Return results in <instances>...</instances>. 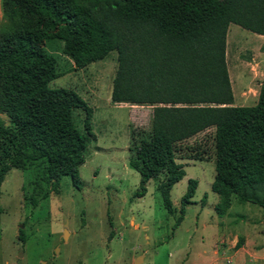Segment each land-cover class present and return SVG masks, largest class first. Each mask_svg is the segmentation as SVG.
Instances as JSON below:
<instances>
[{"label":"trees","instance_id":"1","mask_svg":"<svg viewBox=\"0 0 264 264\" xmlns=\"http://www.w3.org/2000/svg\"><path fill=\"white\" fill-rule=\"evenodd\" d=\"M0 13V183L10 169L36 164L42 197L64 175L80 187L91 108L72 89L48 85L60 72L44 45L58 39L73 70L115 51L110 101L151 107L149 130L128 145L134 196L161 175L156 190L171 213L169 190L184 175L176 144L211 127L215 214L232 196L264 208L255 196L264 185V70L256 102L233 105L225 64L228 24L264 36V0H0ZM73 109L83 112L81 131ZM195 187L187 179L176 224Z\"/></svg>","mask_w":264,"mask_h":264},{"label":"rangeland","instance_id":"2","mask_svg":"<svg viewBox=\"0 0 264 264\" xmlns=\"http://www.w3.org/2000/svg\"><path fill=\"white\" fill-rule=\"evenodd\" d=\"M259 37L228 24L225 64L233 105L256 102L264 70V40ZM61 45L58 39L44 45L60 72L48 85L70 88L90 106L94 138L88 139L83 162L77 167L79 188L64 175L58 191L42 197L48 188L36 177V164L24 170L10 169L4 175L0 183V264H209L213 244L226 228L239 226L240 214L248 215V207L253 217L264 211L256 203L237 202L232 196L225 213L215 214L217 196L210 190L213 129L176 144L175 161L182 165L184 175L169 190L171 213L163 208L156 190L161 175L146 183L143 195L134 196L139 176L127 162L128 145L131 137L149 130L151 107L110 101L115 51L73 70ZM82 119L83 112L73 109L72 120L80 131ZM196 154L201 159H194ZM189 178L196 180V187L176 224L179 200ZM255 196L264 202V185L256 186ZM219 263L225 264L223 259Z\"/></svg>","mask_w":264,"mask_h":264},{"label":"crops","instance_id":"3","mask_svg":"<svg viewBox=\"0 0 264 264\" xmlns=\"http://www.w3.org/2000/svg\"><path fill=\"white\" fill-rule=\"evenodd\" d=\"M259 38L264 40L263 35ZM248 208V215H239V226L226 228L221 239L213 244L209 264H220L221 259L225 264H264V211L253 217V209Z\"/></svg>","mask_w":264,"mask_h":264},{"label":"water","instance_id":"4","mask_svg":"<svg viewBox=\"0 0 264 264\" xmlns=\"http://www.w3.org/2000/svg\"><path fill=\"white\" fill-rule=\"evenodd\" d=\"M66 230H63V235L65 234Z\"/></svg>","mask_w":264,"mask_h":264}]
</instances>
